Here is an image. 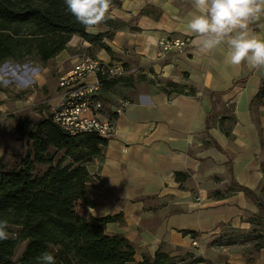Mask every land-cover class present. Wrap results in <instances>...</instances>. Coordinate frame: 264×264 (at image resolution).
Segmentation results:
<instances>
[{"label": "crops", "instance_id": "1", "mask_svg": "<svg viewBox=\"0 0 264 264\" xmlns=\"http://www.w3.org/2000/svg\"><path fill=\"white\" fill-rule=\"evenodd\" d=\"M118 2L108 13L113 26L95 28L109 32L105 44L119 62L132 68L131 75L140 70L153 83H133L105 114L115 115L110 118L116 133L100 155L85 164L91 208L97 215L83 205L87 210L83 217L113 218L104 233L128 240L137 263L152 258L164 245L189 248L193 241L189 233L197 235L199 244L222 227L250 234V219L258 210L230 187L227 163L231 161L235 183L264 201V105L256 101L264 68L229 64L226 44L199 52L198 38L185 28L192 0ZM250 29L264 36V15L254 19ZM162 38H188L189 44L158 60L157 43ZM73 40L68 46L78 42L72 45ZM99 60L114 62L108 56ZM46 72L33 68L15 76L20 88L30 86L26 96L16 95L19 88L8 79L0 87V174L17 169L25 157L20 133L27 125L21 129L17 121L46 84ZM155 78L192 87L196 93L166 94ZM38 113L35 117L40 119L44 112ZM102 209L110 212L101 216ZM205 253L212 258L210 251ZM247 264H264V248Z\"/></svg>", "mask_w": 264, "mask_h": 264}, {"label": "trees", "instance_id": "2", "mask_svg": "<svg viewBox=\"0 0 264 264\" xmlns=\"http://www.w3.org/2000/svg\"><path fill=\"white\" fill-rule=\"evenodd\" d=\"M118 3L112 0L111 6ZM100 25L110 27L113 23L107 19ZM105 35L89 33L67 10L65 0H0V64L32 54L46 62L65 50L72 36L92 43ZM118 82L128 87L135 82L153 83L145 75L136 78L130 75L104 82L101 91H107ZM156 83L166 94L194 96L196 93L194 88L172 81L165 85ZM256 101L264 105V82L260 84ZM108 116L115 115L109 113ZM27 135L31 152L20 161L17 169L0 174V219L8 220L10 225L7 229L9 239L0 241V264H39L37 258L44 252L53 255L55 264L204 263L188 252L171 256L161 247L152 258L144 257L137 263L134 247L128 240L104 233L105 225L113 218L83 217L87 214L83 205L93 206L85 164L100 155L107 139L93 133L69 136L49 115L41 117ZM55 153H61L56 161ZM227 164L230 187L242 192L257 208V218L261 222L259 233L264 236V201L237 185L231 161ZM40 166L47 168L37 171ZM189 234L192 239L197 236ZM252 242L256 251L264 248V238L261 243ZM19 243L25 245L18 259L13 261Z\"/></svg>", "mask_w": 264, "mask_h": 264}, {"label": "rangeland", "instance_id": "3", "mask_svg": "<svg viewBox=\"0 0 264 264\" xmlns=\"http://www.w3.org/2000/svg\"><path fill=\"white\" fill-rule=\"evenodd\" d=\"M99 26L101 27V25ZM106 27L108 28V26ZM87 31L93 35H97L98 33H105L106 35L102 37L100 41H95L92 43H89L78 36H75V38L72 36L71 38L74 40L71 42V44L73 45L75 40L78 42H76L73 47L68 46L70 43L68 42L67 48L65 50L61 51L55 57L46 62L39 61L38 57L32 54L26 55L16 60L9 59L6 62L0 64V87H4L6 82H4V79H8L12 87L20 89H18L19 92L16 94L18 96H26L27 93H30L31 88L30 86H24L20 88L19 83L15 79L17 77L15 76L21 75V71H28L29 69L31 70L33 68L47 70L46 84L39 90V93L36 95L37 98L33 104L30 107L21 110L22 114L17 121V124L18 126H21V129L24 128V125H27V131L20 133L24 140V147L26 151L25 157L29 152H31V142L27 132L33 129V126L37 121L36 119L38 117H35V114H39L38 111H43L44 115L42 117L48 116L50 107L49 103H51L54 98H57L60 92L58 88V77L61 72L63 73L65 70L71 67V61L76 58L89 57L93 59H99L104 56L110 57L112 61H120L115 57L114 54H112L111 50L104 42V39L107 40L110 37L109 32H99L96 28L94 30L91 29ZM87 44L89 45L88 48H86ZM107 48L109 50H107ZM65 58L68 60L61 64V60ZM124 68L126 70V75L117 79H123L131 75L129 71L132 68L128 69L127 65H124ZM134 72L135 74L132 75L134 78L141 74L140 70H136ZM155 80H158V82H160L162 85H165L166 82L169 81L157 78H155ZM127 88L128 86H126L124 83L118 82L107 91H101V101L103 103L104 114L108 113L110 105H115L117 103L118 98L124 97ZM51 153H54L53 150ZM60 156L61 153H55L54 160L56 161V159H58ZM46 168V166H40L37 167V171L43 172L46 170ZM250 220L252 226L250 234L248 233L247 235H244L238 231H234V229L222 227L212 237L202 240L201 244L198 243V240L195 239V237L193 239L194 244L191 243L189 248L173 249L164 245L162 247V251L170 254L171 256L183 255L188 252L196 259L203 260V264H224L225 261L244 264L250 263L253 259L254 253L256 252L254 249V242L252 241L257 240V243H261L262 238H264V236L259 233L261 222L259 218H257V214L253 215ZM22 244L23 243H19L17 245L12 257L13 261L14 259H18L21 252L23 251L25 244ZM206 251H210L212 253V258H209L210 256L205 253Z\"/></svg>", "mask_w": 264, "mask_h": 264}, {"label": "clouds", "instance_id": "4", "mask_svg": "<svg viewBox=\"0 0 264 264\" xmlns=\"http://www.w3.org/2000/svg\"><path fill=\"white\" fill-rule=\"evenodd\" d=\"M65 4L75 20L91 30L109 18L112 0H65ZM192 6L185 28L198 38L199 52L208 53L226 44L225 59L229 64L264 68V36L250 29V23L264 14V0H192ZM89 211L97 215L94 208ZM109 212L102 209L100 215ZM9 227L8 220L0 219V241L9 239ZM37 259L39 264H55L49 252Z\"/></svg>", "mask_w": 264, "mask_h": 264}, {"label": "built area", "instance_id": "5", "mask_svg": "<svg viewBox=\"0 0 264 264\" xmlns=\"http://www.w3.org/2000/svg\"><path fill=\"white\" fill-rule=\"evenodd\" d=\"M188 44V38H162L157 43L156 57L159 60L167 52H181ZM70 64L58 77L60 92L49 107V117L69 136L93 133L103 139L112 138L116 128L114 120L103 113L101 86L126 75L123 63L84 57Z\"/></svg>", "mask_w": 264, "mask_h": 264}]
</instances>
